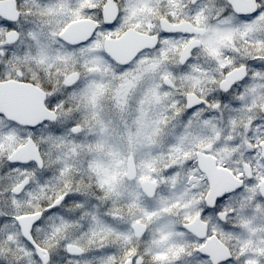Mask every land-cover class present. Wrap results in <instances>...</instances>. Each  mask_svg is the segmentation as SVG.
<instances>
[{
	"label": "snow or ice",
	"instance_id": "6c2138e0",
	"mask_svg": "<svg viewBox=\"0 0 264 264\" xmlns=\"http://www.w3.org/2000/svg\"><path fill=\"white\" fill-rule=\"evenodd\" d=\"M0 264H264V0H0Z\"/></svg>",
	"mask_w": 264,
	"mask_h": 264
}]
</instances>
